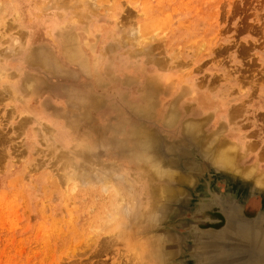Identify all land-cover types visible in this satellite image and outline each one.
<instances>
[{
  "label": "rangeland",
  "instance_id": "1",
  "mask_svg": "<svg viewBox=\"0 0 264 264\" xmlns=\"http://www.w3.org/2000/svg\"><path fill=\"white\" fill-rule=\"evenodd\" d=\"M247 172L264 181V0H0V264H186L179 199Z\"/></svg>",
  "mask_w": 264,
  "mask_h": 264
},
{
  "label": "bare ground",
  "instance_id": "2",
  "mask_svg": "<svg viewBox=\"0 0 264 264\" xmlns=\"http://www.w3.org/2000/svg\"><path fill=\"white\" fill-rule=\"evenodd\" d=\"M229 149L230 148L228 146L226 150ZM217 157L219 158L218 161L222 166L231 168V170L234 169V160L232 157H229L224 153H220ZM204 174V176H201L203 182L201 181L200 188H197L194 191L187 189V194L184 193L185 195H182L179 199V208L181 210L185 209L191 213V217L189 219L186 221H179L185 227L191 228L187 237H181V242H183V244L181 243L182 247L185 245V249L183 248V254L186 256L185 263L264 264V205L255 218H253V216L252 218H247L243 214L241 207V203L244 202L242 200H244V198H248V194L254 193L255 191L254 188H250V186H248V181L256 182L257 185L259 184L258 186L261 187L264 186V181L262 182L259 177L255 178V176L252 177L254 179L253 181L251 178L252 175L250 172H247L244 174L247 178L246 180L238 182L233 179V182L230 181L231 183L228 184L232 189L227 188L226 195H219L218 188L216 186V177L212 176L210 173ZM214 205L218 206L221 210V214L223 215L225 222L223 230L218 231L220 230L218 229V232L200 231L197 229V226L201 222L200 220L194 219L196 218L195 215ZM103 208H105V206ZM205 216L202 218L203 220ZM119 232H122V230ZM129 234V231H125L122 234L127 243L130 242ZM111 241L113 242V240ZM134 255L136 254L134 253Z\"/></svg>",
  "mask_w": 264,
  "mask_h": 264
},
{
  "label": "water",
  "instance_id": "3",
  "mask_svg": "<svg viewBox=\"0 0 264 264\" xmlns=\"http://www.w3.org/2000/svg\"><path fill=\"white\" fill-rule=\"evenodd\" d=\"M157 148H158V150H160V149H161V147H160V146H158ZM226 189H227V188H226ZM225 193H227V190H225V192H224L223 194H221V195H226Z\"/></svg>",
  "mask_w": 264,
  "mask_h": 264
}]
</instances>
